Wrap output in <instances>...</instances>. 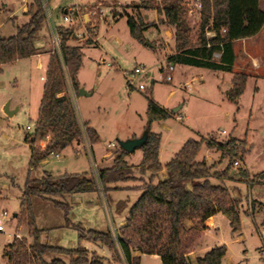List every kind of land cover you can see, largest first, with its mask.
<instances>
[{"label":"rangeland","instance_id":"374dc122","mask_svg":"<svg viewBox=\"0 0 264 264\" xmlns=\"http://www.w3.org/2000/svg\"><path fill=\"white\" fill-rule=\"evenodd\" d=\"M156 1L161 4L164 0ZM195 1L183 0L193 46L198 43L202 23V9H196ZM260 1L261 8H264V0ZM48 2L58 27H67L63 22L64 11L80 6V19L85 26L82 23L73 29L78 35L87 31V36L71 39L69 45L81 48L82 66L76 79L80 89L92 93V96L77 94V112L80 124L88 123L100 140L95 145L84 140L60 153L59 158L50 156L38 170L30 173L31 146L25 142V135L34 132L44 94L46 71L54 58L51 34L45 24L39 34L38 54L3 65L0 70V219L4 227V232H0V264H7L5 249L16 238L32 242L28 225L20 221L21 198L28 178L42 179L46 174L56 177L65 174L91 175L94 162L98 170L112 167L116 152L121 149L119 142L141 138L145 133L148 97L170 113L181 107L168 119L154 122L151 126V133L161 137L159 160L162 164L169 163L174 154L192 139L204 142L197 161H205L208 166L214 167V172L219 173L231 167L232 180L224 184L232 197L241 201V230L233 233L229 220L224 216L217 217L214 221L216 230L207 243L212 248L226 246L228 251L223 264H264V30L252 44L240 43L236 47L244 70L236 65L233 73L176 65L172 81L167 82L164 69L168 67V58L176 53L175 31L159 23L156 11L136 9L141 4L140 0L129 3L123 0ZM32 3L33 0H0L1 37L17 35L18 27L29 22L30 17L24 10ZM4 5L10 12L7 13ZM126 14L134 18L140 14L144 23L158 24L144 33L145 43L148 44H140L131 37ZM244 49H247L246 54ZM38 59H43L42 67L38 66ZM252 60L257 61L259 67H253ZM135 68H144V73L130 76ZM242 71L248 76V81L243 95L234 104L228 99V93L233 75ZM129 78L136 80L134 88L129 85ZM140 85L145 89L140 91ZM6 106L12 112L18 110L17 113L9 117L5 113ZM230 138L246 141L243 160L224 158L220 151L206 145L207 141L225 143ZM111 144L116 147L109 148ZM46 146L47 142L37 144L42 150ZM107 153L112 154L110 159H102ZM143 154L142 148L129 154L127 162L134 168L132 179L112 186L128 184L142 188L148 183L150 173L142 174L139 169ZM236 161L240 162L239 167L235 165ZM240 169L246 170V177L240 176ZM146 175L149 176L147 179ZM251 181L255 183L250 185ZM110 188L109 194L100 185L96 192L50 199L35 198L33 208L36 226L42 231L41 243L70 250L84 248L90 254L103 258L105 264H127L121 254L98 244L79 241L75 230L81 225L85 231H110L119 224L115 202L129 199L131 206L142 194L141 188L112 194L118 188ZM104 194L108 203L102 199ZM59 202L66 207L58 206ZM66 208L69 209L67 217ZM4 214L7 216L3 217ZM125 216L126 213L123 218ZM202 233L204 231L200 232L190 250L195 256L202 255L197 248ZM196 258L193 256L194 263H197ZM51 259V256L46 257V261ZM141 264H161V260L147 255Z\"/></svg>","mask_w":264,"mask_h":264},{"label":"trees","instance_id":"16d2710c","mask_svg":"<svg viewBox=\"0 0 264 264\" xmlns=\"http://www.w3.org/2000/svg\"><path fill=\"white\" fill-rule=\"evenodd\" d=\"M136 9L156 11L159 23L174 28L176 53L167 60L168 64L207 69L214 72L233 73L237 60L234 43L253 38L264 28V10L260 0H198L202 5V23L197 45L190 39L188 13L183 0H140ZM132 7V6H131ZM28 23L18 27L17 35L4 38L0 36V70L3 65L18 60L35 57L38 54L39 34L46 24L41 0H33L28 14ZM130 35L140 44H146L144 33L156 28L157 23L146 24L140 14L136 18L126 14ZM226 33L222 34L221 30ZM216 32V37L207 38L206 31ZM62 49L72 86L76 94L80 91L77 75L82 66V52L79 46H70L69 40L76 35L73 28L60 27ZM222 44V46H220ZM215 53L221 57L216 59ZM248 81L244 73H235L228 99L237 104L243 95ZM67 83L60 62L54 56L50 61L44 94L40 104L37 123L32 134L25 135V142L31 146L30 173L39 169L42 162L52 153H62L74 145L81 144L84 133L91 145L99 142L98 133L88 123L80 124L78 114L70 98L58 95L66 91ZM146 131L149 134L142 148L143 160L139 166L142 174L150 173L148 183L144 184L142 194L130 206V200L115 204L117 215L124 217V225L118 228L119 247L112 239L110 231H85L81 225L75 227L79 241H88L121 254L127 264H141L142 255H156L161 264H190L188 254L205 223L217 214L229 220L233 233L241 230V201L233 198L225 181L232 180L231 167L223 172H214L213 166L197 158L203 141L188 140L181 150L164 167L159 160L161 137L151 133L154 122L163 121L172 113L148 97ZM38 142H47L45 150L37 147ZM210 149L218 150L229 160H243L246 141L230 138L225 143L207 141ZM129 154L122 149L116 152L114 164L99 171L100 183L109 194L110 187L132 179L133 167L127 162ZM165 171L166 178L160 179ZM241 177H246L245 169H240ZM30 176V175H29ZM155 180H158L155 183ZM255 183L250 182V185ZM258 183H262L259 181ZM98 184L87 173L53 176L46 174L42 179L28 178L21 198V223L28 225L32 242L16 238L5 249L7 264H105L104 259L84 248L75 250L53 247L41 243V230L36 226L33 200L35 198L62 197L67 194L96 192ZM111 199V198H110ZM112 201V200H111ZM65 208L64 204L57 203ZM69 210V209H68ZM66 208L65 214L68 216ZM67 219V218H66ZM187 222L193 226L189 227ZM119 251V252H118ZM225 245L211 249L197 264H223L227 255ZM51 256L50 261L46 257Z\"/></svg>","mask_w":264,"mask_h":264},{"label":"built area","instance_id":"2783aa9c","mask_svg":"<svg viewBox=\"0 0 264 264\" xmlns=\"http://www.w3.org/2000/svg\"><path fill=\"white\" fill-rule=\"evenodd\" d=\"M123 1L126 2V3H129L132 0H123ZM41 3H42V7H43L44 14H45V17H46V25H47V27H48V29L50 31L51 38H52V40H51V43H52V46H53L52 55L55 56L58 59V61L60 62V66H61V69L63 70L64 76L66 78V83H67L66 91L63 92L62 94L58 95V96L61 97V96L67 95L70 98V100L72 101L74 109L77 112V102H76L77 94H76V92L73 89L72 82H71V79H70V76H69V73H68V69H67V66H66V63H65L63 49H62V40H63V38H62V36L59 33V28L60 27H58L54 23L53 15H52V13L50 11L48 0H41ZM195 7H196V9L198 11H201V9H202V5H201V3L198 0L195 1ZM63 22L66 24V26H67L66 28L80 27L83 22L80 19L79 8L78 7H73V8H70V9L66 10L65 13L63 14ZM84 24L85 23H83V26H85ZM221 33L225 34L226 30L225 29L221 30ZM86 36H87V31H86V34H84V35L76 34L74 36V38L84 39V38H86ZM206 37L207 38L216 37V32L215 31H211V30L210 31L207 30L206 31ZM220 46H222V44ZM214 57L216 59H219L221 57V54L220 53H215ZM164 70H165V73H166V76H165L166 81L167 82H171L172 81V72L175 70V66L173 64H168V67L166 69H164ZM143 73H144V68H135L134 71L130 73V76L131 75L137 76V75H140V74H143ZM42 80L44 81L45 78H42ZM128 81H129V85L134 88L135 85H136V80L132 79V78H129ZM138 89L140 91H142L145 88H144L143 85H140L138 87ZM77 114H78V112H77ZM28 129H30V128H28ZM83 133H84L83 141L85 140L86 142H89L86 133L85 132H83ZM223 134H225V132H223ZM90 147H91V145H90ZM108 147L109 148H113V147H116V145L111 144ZM51 156L59 158L60 154L59 153H52ZM235 165L237 167H239L240 166V162L236 161ZM99 171L100 170H98L97 163L94 162L93 165H92V174L91 175L96 180V182L98 184V187L101 185L100 177H99ZM102 199H103L104 202L108 203V201H107L108 199H107L106 194L102 195ZM6 216H7L6 214L3 215V217H6ZM118 228H119L118 226H115L113 229L110 230V233H111L113 241L119 247ZM0 232H4L2 219H0Z\"/></svg>","mask_w":264,"mask_h":264},{"label":"crops","instance_id":"0c3cea01","mask_svg":"<svg viewBox=\"0 0 264 264\" xmlns=\"http://www.w3.org/2000/svg\"><path fill=\"white\" fill-rule=\"evenodd\" d=\"M4 7H7V13L8 12H10V9L8 8V6H6V5H4ZM75 7H78L79 9H80V6H75ZM262 9L264 10V8L262 7ZM28 11H29V8L28 7H26L25 8V10H24V12H25V14L27 15L28 14ZM64 13H65V11H64ZM11 19V18H10ZM263 30H264V28L262 29V31L257 35V36H255V37H253V38H248V39H243V40H239V41H236L235 43H234V48H235V52H236V54H237V60H236V63H235V65L238 67H241V60H240V56H241V54H238V51H237V48L236 47H239L241 44H243V45H250V44H252L253 43V40H255V39H258L260 36H261V34H262V32H263ZM241 43V44H240ZM37 48H38V50H39V44H37ZM244 53L246 54L247 53V49H244ZM83 55V54H82ZM33 58V57H32ZM37 62H38V66L39 67H42L43 66V59H38L37 60ZM47 62L48 61H46V64H47ZM252 62H254V63H252L251 65L253 66V67H259V64H257V61H255V60H252ZM235 67V66H234ZM240 70H244V68H240ZM46 73H47V71H46ZM241 73H244L243 71L241 72ZM231 88H232V86H231ZM87 92V91H86ZM88 93V92H87ZM88 94H90L89 96H83V97H90V96H92V93H88ZM135 138V137H134ZM44 143V142H43ZM183 147V146H182ZM181 147V148H182ZM181 150V149H180ZM179 150V151H180ZM178 151V152H179ZM177 153H175L174 154V156L176 155ZM112 156V154L111 153H107V154H105V155H103L102 156V159H104V160H107V159H110V157ZM174 158V157H173ZM172 158V159H173ZM127 160V159H126ZM161 163V162H160ZM161 165L164 167L165 165L164 164H162L161 163ZM149 176H150V174H148ZM148 175H146V176H144L146 179L149 177ZM160 177L162 178V179H165L166 178V172L165 171H163L161 174H160ZM111 187H113L112 189H115V187L116 188H118V190H116V191H113V192H111V194L112 193H118V192H122V193H126L127 191H132L134 188L135 189H140L141 188V186H136V187H133V186H130V185H124V186H121V187H117V186H111ZM113 202H114V200L113 199H111ZM119 201H122V200H119ZM118 201V202H119ZM115 203H117V202H115ZM16 217H17V215H16ZM217 217H223V215L222 214H217V215H215V216H213L212 218H210L206 223H205V225H206V227H207V229L206 230H203L204 231V233H202V238L200 239V241H199V243L197 244V248L199 249V251L198 252H202V255H200V256H195V253H189L188 254V258H189V260H190V264H197V263H194V259H193V256L196 258V260L198 259V258H203L209 251H211V249H213L212 248V245H210L209 243H207V240H208V238H209V236L210 235H212L213 233H214V231L216 230V224H215V219L217 218ZM118 226H119V228L120 227H122L123 225H124V218H123V216H120V215H118ZM187 225L189 226V227H191V226H193V224L191 223V222H187ZM217 247V246H216ZM133 255L134 256H140L141 257V259H143L144 257H146L147 255H142V254H140L139 252H134L133 253ZM153 256H155V257H158V256H156V255H153ZM160 259V258H159ZM161 260V259H160Z\"/></svg>","mask_w":264,"mask_h":264},{"label":"water","instance_id":"95a60500","mask_svg":"<svg viewBox=\"0 0 264 264\" xmlns=\"http://www.w3.org/2000/svg\"><path fill=\"white\" fill-rule=\"evenodd\" d=\"M148 44V43H146ZM79 95L80 96H89L90 94H88L84 89H80L79 91ZM181 110V107L173 109L172 113H177L178 111ZM18 110L16 111H10L8 106H6L5 108V113L9 116L12 117L17 113ZM148 137L149 134L147 131H145V133L143 134V136L141 138H137V139H128L126 141H121L119 142V147L127 152L128 154H133L137 149H141L143 148L147 141H148Z\"/></svg>","mask_w":264,"mask_h":264}]
</instances>
